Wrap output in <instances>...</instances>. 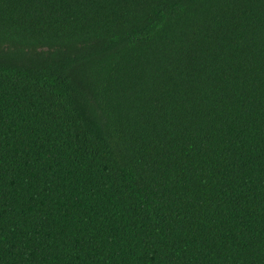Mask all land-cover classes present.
<instances>
[{"label":"trees","instance_id":"16d2710c","mask_svg":"<svg viewBox=\"0 0 264 264\" xmlns=\"http://www.w3.org/2000/svg\"><path fill=\"white\" fill-rule=\"evenodd\" d=\"M0 264H264V0H0Z\"/></svg>","mask_w":264,"mask_h":264}]
</instances>
